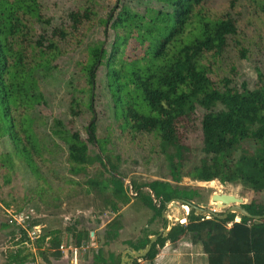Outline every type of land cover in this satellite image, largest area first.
<instances>
[{
    "label": "trees",
    "instance_id": "obj_1",
    "mask_svg": "<svg viewBox=\"0 0 264 264\" xmlns=\"http://www.w3.org/2000/svg\"><path fill=\"white\" fill-rule=\"evenodd\" d=\"M238 2L232 0L231 7ZM205 3L206 0H116L105 18L98 15L105 39L90 43L86 59L77 63L85 75L84 85L77 81L67 84L71 113L78 116L81 107H87L92 114L89 124L83 131H72L64 120L55 118L44 136L36 114L39 106L48 103L44 84L60 70L62 43L77 40L81 27L96 21L97 12L93 6L74 10L66 15L64 23L55 25L54 19L45 15L41 0H0V170L10 172L17 159L40 176L37 163L51 162L47 157L49 148L65 149L69 174L81 179L68 182L84 184L87 192L102 197L104 205L116 215L107 225L105 245L118 240L123 228L120 213L132 198L120 176L121 157L108 149V137L98 136L95 101L99 72L104 70V89L122 131L152 135L156 141L154 153L167 162V180L131 182L135 197L155 213L151 222L155 218L164 222L163 213L173 200L192 203L199 194L196 189L179 185L184 156L190 148L181 143L177 126L198 108L206 111L202 120L205 157L189 176L197 182L218 180L264 192V86L250 89L246 83L232 86L229 78L213 80L209 62L220 59L228 47V38L238 35V25L229 13L210 16ZM245 142H252L255 150L244 149ZM243 206L251 215L264 216V201L253 200ZM236 218V214L226 219L207 218L191 209L187 224L172 226L147 256L131 264H155L167 243L174 245L184 237L201 247L206 264H264V219L241 216L236 222ZM79 224L77 221L67 231L72 241L82 247L90 243L92 231L78 229ZM14 225L17 227L10 233L12 239L19 231L17 245L25 246L32 242L28 230L39 223L29 221L28 230L15 222ZM159 233H145L137 242L126 244L139 252ZM63 239V232L54 229L40 234L33 243L48 261L50 257H63ZM47 242L50 245L43 250ZM27 251L20 247L10 253L9 264H27L32 256ZM89 264H122V255H107L100 248Z\"/></svg>",
    "mask_w": 264,
    "mask_h": 264
},
{
    "label": "rangeland",
    "instance_id": "obj_2",
    "mask_svg": "<svg viewBox=\"0 0 264 264\" xmlns=\"http://www.w3.org/2000/svg\"><path fill=\"white\" fill-rule=\"evenodd\" d=\"M41 3L45 15L54 19L55 25L64 23L66 15L74 10L93 6L97 12L96 21L82 26L76 35L77 40L71 38L62 43L64 54L58 62L60 70L54 78L44 84L48 103L39 106L36 113L40 120L38 128L44 136L48 135V127L55 118L64 120L72 131H83L92 114L85 106L81 107L80 115L74 116L71 113L67 84L69 81H77L81 86L84 85L85 75L80 72L77 63L86 59L87 46L90 43L105 39L104 27L98 24V15L105 18L116 4V0H41ZM231 3L232 0H206L205 3L210 16L220 17L229 13L238 25V35L228 38V47L220 59L209 62L214 72L212 78L214 81L229 78L232 80V86L237 87H241L243 83L250 89L264 86V0H239L234 8ZM132 4L136 7V4ZM109 39H112L110 34ZM77 41H81L78 46ZM105 82V71L100 70L95 101L98 136L108 137V149L114 156L121 157L120 176L132 198L131 204L124 206L120 213L123 228L119 232L118 240L105 245L107 225L116 215L108 205H104L102 197L96 192H87L84 184L68 182L81 179L69 174L66 150L52 146L47 154L51 162L37 163L40 176L17 159L14 169L10 172L0 170V264H9L8 256L20 247L27 249L26 253L32 255L27 264H89L93 262L95 253L100 248H103L107 255L110 252L123 255L130 249L127 241L137 242L145 233L161 232L166 225L171 229L176 224L188 223L187 217L191 209H184L181 203L177 206L172 203L167 206L163 213L164 222L161 218H155L154 222H151L155 213L135 197L131 182L167 180L170 175L167 162L163 156L154 153L156 141L152 135L122 131L120 122L114 117L109 93L104 89ZM205 113L204 109L198 108L193 115L178 122L181 143L190 148V152L184 156L183 178L179 185L198 190L199 194L192 203L204 210L215 211L218 215H224L227 210L217 207L212 200L215 194L233 195L244 199L245 204L253 200L264 201V192L256 193L245 189L241 184H224L218 180L197 182L189 176L205 157L202 133ZM83 136L86 138L85 132ZM243 148L251 152L255 150L252 142H245ZM2 150L0 145V154ZM97 151L99 152L98 149ZM91 172V175L95 174L96 169ZM154 201L155 205L159 206V202L155 199ZM181 215H184V218L180 220ZM26 216H29L27 225L29 221L39 223L41 234L54 229L63 232L64 248H60L63 253L61 259L50 257L45 261L41 257V250L33 243L36 241L32 234L34 229L29 230V236L33 237L32 242L24 243L25 246L17 245L21 239L17 229V237L12 239L10 233L17 227L14 222L23 224ZM240 217L237 215L236 221H240ZM77 221H80L78 229L86 228L92 231L90 243L82 247L72 241L67 231V228ZM4 225H8V228ZM49 245L47 242L42 249H48ZM164 248L155 264H206L202 258L201 247L192 244L190 237H184L167 250Z\"/></svg>",
    "mask_w": 264,
    "mask_h": 264
},
{
    "label": "water",
    "instance_id": "obj_3",
    "mask_svg": "<svg viewBox=\"0 0 264 264\" xmlns=\"http://www.w3.org/2000/svg\"><path fill=\"white\" fill-rule=\"evenodd\" d=\"M212 200L217 204V207L219 209H226L227 212L224 215H218L215 211L204 210L203 208L197 207L195 204L185 200H173L172 202L168 203L167 206H169V204L171 203L176 206L177 204L181 203L183 206H187L190 209H195L199 214H203L209 217L213 216L219 219H226L231 214L244 216L248 219L258 221L264 219V216L251 215L249 211L244 208L243 205H245V203L244 199L242 198H237L236 196L227 194H215L212 196ZM183 218L184 215H181L180 220ZM170 230L171 229L165 228L159 233V235L151 237V242L145 250H141L138 252L133 248L127 249L122 255V264H131L134 260L141 259L147 256L148 253L151 251L153 244L158 240V238L161 236H167Z\"/></svg>",
    "mask_w": 264,
    "mask_h": 264
},
{
    "label": "built area",
    "instance_id": "obj_4",
    "mask_svg": "<svg viewBox=\"0 0 264 264\" xmlns=\"http://www.w3.org/2000/svg\"><path fill=\"white\" fill-rule=\"evenodd\" d=\"M28 217H29V216H26V218L24 219V223H23V224H18L17 222H16V224H17L18 226H21L22 228L28 230V226H29V225H27ZM207 218H210V217L207 216ZM184 222H185V221H184ZM25 225H26V227H25ZM33 229H34V231H33L32 234L35 236L36 239L39 238V236H40V234H41V228H39V226H36V227H34ZM28 233H30L29 230H28ZM30 238H31V237H30ZM32 238H33V237H32ZM32 238H31V239H32ZM60 248L63 250L64 245H62Z\"/></svg>",
    "mask_w": 264,
    "mask_h": 264
},
{
    "label": "crops",
    "instance_id": "obj_5",
    "mask_svg": "<svg viewBox=\"0 0 264 264\" xmlns=\"http://www.w3.org/2000/svg\"><path fill=\"white\" fill-rule=\"evenodd\" d=\"M173 244H171V243H169V244H166V246H165V248L164 249H168L170 246H172ZM174 246V245H173ZM155 263H157V262H155ZM161 263V262H160Z\"/></svg>",
    "mask_w": 264,
    "mask_h": 264
}]
</instances>
